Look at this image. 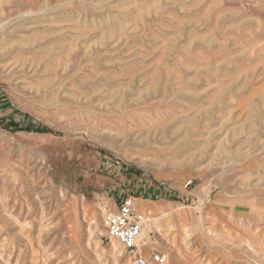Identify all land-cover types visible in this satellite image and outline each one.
Instances as JSON below:
<instances>
[{"label":"rangeland","instance_id":"obj_1","mask_svg":"<svg viewBox=\"0 0 264 264\" xmlns=\"http://www.w3.org/2000/svg\"><path fill=\"white\" fill-rule=\"evenodd\" d=\"M251 161L264 0H0V264H132L103 227L122 193Z\"/></svg>","mask_w":264,"mask_h":264},{"label":"crops","instance_id":"obj_2","mask_svg":"<svg viewBox=\"0 0 264 264\" xmlns=\"http://www.w3.org/2000/svg\"><path fill=\"white\" fill-rule=\"evenodd\" d=\"M251 165L257 162L240 163L229 184L136 181L130 195L135 213L143 217L145 233L156 234L139 255L149 264L158 254L167 256V264H264V180L258 179L264 167L250 173Z\"/></svg>","mask_w":264,"mask_h":264},{"label":"built area","instance_id":"obj_3","mask_svg":"<svg viewBox=\"0 0 264 264\" xmlns=\"http://www.w3.org/2000/svg\"><path fill=\"white\" fill-rule=\"evenodd\" d=\"M193 182L190 181L187 186ZM135 199L125 196L116 212H110L103 218V227L108 236L117 240L124 248L132 264H149L139 255L140 250L147 248L155 240V233H145L144 219L135 213ZM155 264H167L166 255H154Z\"/></svg>","mask_w":264,"mask_h":264},{"label":"trees","instance_id":"obj_4","mask_svg":"<svg viewBox=\"0 0 264 264\" xmlns=\"http://www.w3.org/2000/svg\"><path fill=\"white\" fill-rule=\"evenodd\" d=\"M26 119V118H25ZM26 120H23V122H16L12 121L9 125H3L5 129L9 130L11 129L13 132H18V131H27V132H35V133H49L50 130L42 125H26L25 124Z\"/></svg>","mask_w":264,"mask_h":264},{"label":"bare ground","instance_id":"obj_5","mask_svg":"<svg viewBox=\"0 0 264 264\" xmlns=\"http://www.w3.org/2000/svg\"><path fill=\"white\" fill-rule=\"evenodd\" d=\"M41 20V19H40ZM117 247H118V244H114V249H117Z\"/></svg>","mask_w":264,"mask_h":264}]
</instances>
